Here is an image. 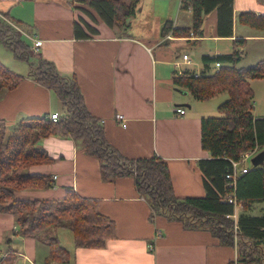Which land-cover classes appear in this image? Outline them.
I'll use <instances>...</instances> for the list:
<instances>
[{"label": "crops", "instance_id": "crops-1", "mask_svg": "<svg viewBox=\"0 0 264 264\" xmlns=\"http://www.w3.org/2000/svg\"><path fill=\"white\" fill-rule=\"evenodd\" d=\"M66 1L0 0V15L19 22L33 38L20 37L28 47L27 61L17 59L12 50L0 42V63L24 77L16 88L0 96V119L13 124L21 118L59 114L60 102L54 94L28 74L30 64L37 65L39 58L50 60L61 75L76 76L86 108L100 119L106 140L119 153L129 158L156 154L167 162L177 196L204 195L203 173L197 162L209 158L210 154L201 147V118L217 113L220 101L215 105L213 99L220 94L208 100H195L187 91H177L172 78L179 68L201 71L202 62L196 69L191 66L192 61L184 62L182 55L188 54L191 60L188 50L206 40L231 42L242 38L246 40L245 46L251 45L252 52L257 48V52L263 54L264 30L245 32L239 28L237 15L248 10L262 14L264 6L256 0H233L232 36L217 35L216 11L206 16L202 37L169 36L170 43H185L182 45L187 51L180 56L170 43L165 44L164 38L160 39L161 20L140 37L121 34L101 21L94 23L79 9L66 6ZM184 13L185 16L179 15L177 22L174 21L176 25H190V10ZM80 16L97 29L96 34L87 38L74 35L73 26ZM170 16L169 13L166 19H171ZM34 39L40 40L36 52L32 50ZM245 46L240 49L243 58H248ZM203 50L200 61L204 54L230 53L232 49ZM30 55L37 59L30 61ZM10 60L26 61L28 67L17 71L14 64L7 66ZM177 107L184 108V113L179 114ZM117 113L124 115V125L116 119ZM40 146L54 161L33 165L30 172L51 175L54 185L19 191L16 197L60 198L70 189L81 196L100 200V211L116 224V238L107 240L102 248L75 247L73 239L68 240L70 245L65 248L71 252L72 260L65 264H226L236 259L234 246L220 244L205 229H188L181 222L161 215L151 221L150 207L137 194L133 178L105 181L98 160L86 154L72 138L49 136L41 140ZM14 229L13 216L0 213V254L5 249L4 236ZM11 245L18 250L17 264H45L48 247L43 243L14 235Z\"/></svg>", "mask_w": 264, "mask_h": 264}, {"label": "trees", "instance_id": "trees-1", "mask_svg": "<svg viewBox=\"0 0 264 264\" xmlns=\"http://www.w3.org/2000/svg\"><path fill=\"white\" fill-rule=\"evenodd\" d=\"M139 2L67 0L65 5L79 9L94 23L101 21L123 34L127 33L125 29L130 26L129 19L136 14ZM256 2L264 6V0ZM76 3L79 4L75 6ZM179 4L180 9H190V25L179 26L174 20L165 19L160 26V39L165 41L168 34L175 38L202 37L206 16L213 11L217 13V35H233V0H179ZM237 22L264 30V13L241 11ZM13 23L19 25L17 21ZM73 31L78 38L97 33L81 16ZM15 34L11 24L0 18V42L17 59L27 61L28 47ZM245 42L234 38L230 53L202 55L198 76L186 70V74H174L172 78L176 88L187 91L195 100L227 93V98L217 105V114L201 118V147L210 154L197 162L203 173L202 196H177L167 162L158 155L129 158L119 153L106 140L100 119L86 108L76 76L61 75L54 63L44 58H39L37 65L30 64L28 74L54 94L62 112L55 122L46 114L21 118L13 124L0 119V213L11 214L16 228L4 236L0 264H17L18 250L11 245L14 235L31 237L46 245L45 264L72 260L71 252L60 243L59 228H70L75 247L102 248L107 240L116 238L115 221L100 211V200L96 198L70 189L60 198L16 197L19 191L53 187L51 175L30 172L33 165L54 161L40 146L41 140L49 136L70 137L78 142L86 154L98 160L105 181L131 176L137 194L150 207L151 221L161 215L188 229L207 230L220 244L236 248V259L226 264H264V206L258 214L252 213L255 204H264V162L257 167L249 164L246 172L237 175L233 187L227 178L232 172V161L239 160L245 151L264 150V117L253 115L254 91L249 83L250 79L264 78V59L240 66V47ZM23 78L0 63V96L16 88ZM230 195L240 207L236 218L231 217L236 208L228 201Z\"/></svg>", "mask_w": 264, "mask_h": 264}, {"label": "rangeland", "instance_id": "rangeland-1", "mask_svg": "<svg viewBox=\"0 0 264 264\" xmlns=\"http://www.w3.org/2000/svg\"><path fill=\"white\" fill-rule=\"evenodd\" d=\"M78 4L79 3H76L75 5L77 6ZM184 12H185L184 9L179 8V0H140L136 14L129 19L130 20V26H128V28H126L125 30L127 31V33L129 35H134V36L140 37V34H144L145 31H149L151 28H154V26L156 25V23L158 21H159V24H160V20L162 21L161 23H163V21L167 18V15L169 13L171 15L170 18L172 17L171 20H174L177 22L176 19L179 15L185 16ZM98 20L99 19L97 18V21ZM11 26L15 30L16 36L23 37L24 35L22 34V31L27 33L26 29L22 28L19 25H16L15 23H13ZM239 28L245 30V32H248V30H256V29H253L249 26L242 25V24L239 25ZM259 31H262V30H259ZM169 36H171V35L168 34L166 36L165 41L163 43H165V44L170 43V42H168V41H171ZM182 44H185V43H183V42H172V43H170L173 50L177 54H179L180 56H181L183 51H187V47L185 45H182ZM230 44H231V46H230ZM0 48H1V46H0ZM245 48L247 49V53L249 54V56H248V58H242V60L239 63L240 66H246V65H249L251 63H255L258 59L264 58V50H263V54H260L261 52H257V48H256V52L254 53V52H252V48H251L250 44H246ZM203 49H212V50L217 49L219 51H228V49H232V41L230 42L228 40H222V41L206 40V41L200 42L198 45H193L192 48H190L188 50V53L191 56V60H190V62L192 61L191 66H193L196 69H199L201 66L200 55L204 51ZM26 54H27V51H26ZM35 59H37V57L35 58L34 56L30 55V57H29L30 61H34ZM37 61L38 60H36V62ZM6 64H7V66L8 65L13 66V64H14V67H16L15 69L17 71H23L24 69H27V67H28V62H26V61H24V62L23 61L22 62H18V61L11 62V60H10V62H7ZM213 68H214V66L212 65V69ZM195 73H198V72H195ZM249 82L251 84L252 89H254V98H253L254 108L252 111H253V114L255 117H260V115H264V78L250 79ZM226 98H227L226 92L220 93V95L216 96L213 99L214 104L217 105L218 101L222 102ZM177 108H181V107H177ZM181 109L184 110V108H181ZM57 110L59 113L62 112V108H61L60 104L58 105ZM216 111H217V108H216ZM248 151H245V152H248ZM249 162H250V160H249ZM231 166H232V164H231ZM232 170H233V167H232ZM261 207H262V205H260V204L255 205V207L253 206L252 213H254V214L259 213L261 211ZM238 210H240L239 206L236 207V216H237ZM57 231H58V237H59L60 243L64 247L69 246L70 242L68 240H71V238H72V231L70 230V228H68V227L59 228ZM2 245H4V244L2 243Z\"/></svg>", "mask_w": 264, "mask_h": 264}, {"label": "built area", "instance_id": "built-area-1", "mask_svg": "<svg viewBox=\"0 0 264 264\" xmlns=\"http://www.w3.org/2000/svg\"><path fill=\"white\" fill-rule=\"evenodd\" d=\"M22 34L24 36H26L27 38L33 39L32 36L29 35L28 33H25V32L22 31ZM39 41L40 40H37V39L35 40V44L32 46L33 52H36L35 50H37V46H39V44H38ZM182 59L186 63H189L190 62V58L188 57L187 54H183ZM177 64H179V63L177 62ZM215 66L216 67H219V63H216ZM184 74H186V70L181 69V68L177 69V71L175 72V75H177V76H181V75H184ZM195 76H198V73H195ZM176 111L179 114H183L184 111H185V109L183 110L181 108H177ZM115 117H116L117 120L120 121V124L121 125H124L125 124V117H124V115L122 113H117ZM48 118L51 121L55 122L59 118V114L57 112L50 113L48 115ZM255 152H256L255 149L254 150H250L248 152H245L241 156V158L239 160L232 161L231 164H232L233 170H232L231 174H227V178L230 179V184L229 185H232V187H233L235 185V180H236L237 175L240 174V173H242V172H246L247 171V168H248V166L250 164V162H249L250 157ZM228 201L234 203L235 208L237 207V204H236V202L234 200V196L233 195L228 196ZM231 217L236 218V213L233 214Z\"/></svg>", "mask_w": 264, "mask_h": 264}, {"label": "water", "instance_id": "water-1", "mask_svg": "<svg viewBox=\"0 0 264 264\" xmlns=\"http://www.w3.org/2000/svg\"><path fill=\"white\" fill-rule=\"evenodd\" d=\"M177 91L185 93L183 91H180L182 89L176 88ZM264 162V150H261L259 152H256L251 158H250V166L257 167L261 165Z\"/></svg>", "mask_w": 264, "mask_h": 264}, {"label": "bare ground", "instance_id": "bare-ground-1", "mask_svg": "<svg viewBox=\"0 0 264 264\" xmlns=\"http://www.w3.org/2000/svg\"><path fill=\"white\" fill-rule=\"evenodd\" d=\"M0 18L5 20L6 22L10 23L11 25L13 24V21H10L9 19H7V18H5V17H3L1 15H0Z\"/></svg>", "mask_w": 264, "mask_h": 264}]
</instances>
